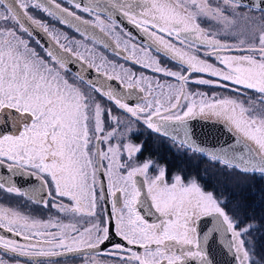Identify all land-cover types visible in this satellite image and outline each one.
<instances>
[{
	"label": "snow or ice",
	"instance_id": "1",
	"mask_svg": "<svg viewBox=\"0 0 264 264\" xmlns=\"http://www.w3.org/2000/svg\"><path fill=\"white\" fill-rule=\"evenodd\" d=\"M37 13L84 39H69ZM125 21L145 43H130ZM109 39L116 56L177 83L157 79L153 87L151 78L98 55L95 46L110 47ZM159 56L178 70L162 67ZM190 82L236 96L189 92ZM104 115L114 127L101 135ZM195 119L224 124L235 142L207 146L216 131L195 128ZM140 126L180 154L264 180V0H0V194L57 213L41 220L0 207V229L24 241L0 235V249L35 264H264L253 235L264 221L237 215L239 205L228 211L195 176L166 182V165L138 160L145 144L132 137Z\"/></svg>",
	"mask_w": 264,
	"mask_h": 264
},
{
	"label": "rangeland",
	"instance_id": "2",
	"mask_svg": "<svg viewBox=\"0 0 264 264\" xmlns=\"http://www.w3.org/2000/svg\"><path fill=\"white\" fill-rule=\"evenodd\" d=\"M38 18H43L38 16ZM45 19V18H43ZM46 22H49L51 25H54L56 28L61 30L63 33L68 35L69 39H75V40H83L84 38L80 35L66 29L58 26L56 23L52 22L50 19H46ZM206 26V25H204ZM25 39H28V37L25 35ZM88 43V46L91 48L92 45L90 42ZM30 45L33 48H36L38 52L43 55L42 50L35 44V40L32 39L30 41ZM96 52L98 55H101L98 53L97 46H95ZM233 54H239V53H233ZM103 56L107 57L109 60L112 59L108 55ZM113 61L123 64L126 68H131L134 72H136V75L139 76L143 74L144 76L150 75V69H137L136 66L141 67L140 65L134 64L131 60L124 61L120 60L118 58L112 59ZM161 66L166 67L165 60H160ZM99 62V61H98ZM171 67H175L174 65H170ZM142 68V67H141ZM178 70V68H177ZM176 71V70H174ZM153 82V87L156 86V80L159 79L162 84H168L173 83L171 80L166 79L164 76L158 77L155 75H150ZM204 78H206L204 76ZM208 78V77H207ZM196 91L195 92H203L205 93V85H195ZM209 87V86H207ZM208 97L212 96H218V97H235L236 93L227 91L226 93L213 91L211 95L207 94ZM197 100H199V97H196ZM101 103L104 107H110L105 100H101ZM188 103V101H187ZM113 109V108H112ZM112 114L115 116L120 117L121 120H125L126 117L121 114L120 111L117 109H113ZM104 120V132L101 133V135L107 134L108 131H110L114 125L112 124L110 118L107 115H104L102 117ZM147 130L145 127L140 126L139 132ZM132 140L134 143H144L145 144V150H143V153L138 157V160L142 162L148 157H151L155 161H157L161 165H166L167 167V173L165 180L168 183L172 182V177L175 174H181L185 181H187L188 177L195 176L199 183L202 185L205 191H212L219 199H223L227 201V210L232 211L236 208V199H235V192L236 189L251 185L253 182V178L255 180H259L256 176L251 175H245L242 176L236 171H229L226 172L225 169L222 166L216 165L214 163L209 162V160L199 154H191L183 155L176 151L175 147L172 146L171 141L163 138H139V137H132ZM93 143L95 144V140H93ZM109 143L116 144L117 140L113 139L110 142H101L99 146L102 149H107L109 147ZM125 159L124 156L121 157V160ZM156 174L155 169L149 170V177H152ZM143 177V176H142ZM144 178V177H143ZM145 181V178H144ZM146 186V183H145ZM147 187V186H146ZM66 202V201H65ZM123 202V201H122ZM122 206V203H121ZM0 207H11L13 209H18L21 213L25 215H29L31 217H35L37 219L41 220H48L50 217H56L57 213L55 209L51 208H44L41 205H35L28 201L25 198L17 197V196H9L6 194H0ZM238 215V214H237ZM59 218L64 219L63 214L59 215ZM64 222H67L65 219ZM55 231V229H52ZM255 237H257L256 233H253ZM22 243V242H21ZM257 250V258L264 256L261 253V249L259 248V245L257 243L256 245ZM0 259H4L7 264H15V260L19 259L20 264H35V262L30 260H23L20 258H14L8 254H5L0 251ZM44 264H47V262H44ZM55 264H82L81 259L76 260H60L58 262H55Z\"/></svg>",
	"mask_w": 264,
	"mask_h": 264
},
{
	"label": "flooded vegetation",
	"instance_id": "3",
	"mask_svg": "<svg viewBox=\"0 0 264 264\" xmlns=\"http://www.w3.org/2000/svg\"><path fill=\"white\" fill-rule=\"evenodd\" d=\"M37 15V17L38 16H40V17H43V18H45L44 20L46 21V19H50V20H52V22H54V23H56L58 26H60V27H62V28H66V29H68V30H70V31H72V32H74V33H76L75 32V30L74 29H71V28H68L67 26H65V25H60L57 21H55L54 19H52V18H50V17H47L46 16V14H43V13H37L36 14ZM86 15V14H85ZM124 27H125V29H126V31H128V32H130V33H132V36H133V39L130 41V43H136L138 46L140 45V44H142V43H145L146 41H144L143 39H142V33H140L135 27H133L131 24H128L126 21L124 22ZM76 34H78L79 35V33H76ZM124 39H127V37H121V40H124ZM108 43H109V45H111L110 47H111V49H109L108 47L107 48H105V47H103V46H101V45H96L97 46V50L99 51L98 53H100L101 55H108V56H110L112 59H116V58H118V59H120V60H123V62L125 61L124 60V58H123V55H121V56H116L115 55V52L113 51V48H114V44H115V42H114V40L113 39H109L108 40ZM123 46V45H122ZM129 54H130V52H129ZM112 59H110V60H112ZM157 59H159V60H165V63H166V67H168V68H170V65H174L172 62H169L166 58H164V57H162V56H159V57H157ZM113 61V60H112ZM175 66V65H174ZM165 67V66H164ZM135 68H137V69H144V68H141V67H139V66H136ZM177 68H178V66H175V67H171V69L174 71V70H177ZM93 71L95 72V69H93ZM150 75H155V76H158V77H162L163 75L162 74H160V73H153L152 71H150ZM150 75H148V77H151ZM206 78H207V76H205ZM166 79H168V80H171V82H174L175 84L177 83L176 82V80L174 79V78H172V77H165ZM209 78V77H208ZM212 79H215V78H212ZM171 84H173V83H171ZM187 90L189 91V92H195L196 91V87H195V84H192L191 82L189 83V85H188V88H187ZM205 93L206 94H209V95H211V93L213 92V91H218V92H223V93H226L227 91H231L230 89H225V88H220V87H211V86H209V87H207V86H205ZM232 92V91H231ZM137 95H141L140 93H139V90L137 89L136 90V92H135V94H134V97H133V100L135 101V96H137ZM107 103V102H106ZM181 103L182 104H186L187 103V101H181ZM110 107H112L113 109H114V107L110 104V103H107ZM195 120H202V119H195ZM203 121H205V120H203ZM224 125V124H223ZM135 137H139V138H161V137H159V136H157L156 134H153V133H150V131L149 130H144V131H141V132H139L138 133V135H136ZM95 143H96V141H95ZM100 147V146H99ZM100 149L101 150H103V151H106L107 149H102L101 147H100ZM144 150H145V148H144ZM107 163H108V161L107 160H105L104 161V165L105 166H107ZM142 177V176H141ZM103 179H104V183H105V190H106V192H107V177L105 176V177H103ZM142 179H143V181H144V178L142 177ZM20 183L21 182H23V183H25L23 180H21V181H19ZM145 183V182H144ZM117 196H120V194L119 193H117ZM25 199H27V198H25ZM111 200H112V198L109 196L108 197V201H109V208H110V211H111ZM32 203V202H31ZM121 203H122V197H121ZM34 204V203H33ZM35 205H37V204H35ZM42 206V205H41ZM114 238H116L117 239V237L116 236H114ZM119 238V237H118ZM136 251H139V252H142L143 250L142 249H139V250H136Z\"/></svg>",
	"mask_w": 264,
	"mask_h": 264
},
{
	"label": "trees",
	"instance_id": "4",
	"mask_svg": "<svg viewBox=\"0 0 264 264\" xmlns=\"http://www.w3.org/2000/svg\"><path fill=\"white\" fill-rule=\"evenodd\" d=\"M241 175L245 176L244 174ZM235 199L237 201L236 207L237 205L240 206L237 212L238 215L242 218L245 215L250 216L258 223L264 221V180L253 178L251 185L236 189ZM255 233L258 237L259 248L262 250L261 253L264 255V236L261 235V233H264V225L261 226L259 232Z\"/></svg>",
	"mask_w": 264,
	"mask_h": 264
},
{
	"label": "water",
	"instance_id": "5",
	"mask_svg": "<svg viewBox=\"0 0 264 264\" xmlns=\"http://www.w3.org/2000/svg\"><path fill=\"white\" fill-rule=\"evenodd\" d=\"M39 36H40V39H41L42 41H44L45 43H47V44H51V43H52V41L49 40L46 36H43L42 34H39ZM34 39H35V38H34ZM108 48L111 49V47H108ZM92 73H93V75H94L95 72L92 70ZM94 78H95V77H94ZM112 83L116 84V83H118V82L113 81ZM121 87H122V86H121ZM191 124H192L195 128H197V129H202V128H205V127H212V128H214V130L216 131V136H215L212 140H205V141H204V143H205L207 146H213V145L223 144V143H226V142H227V143H234V142H235V141H234V136H233V134H232V133H229V132L227 131L226 126L223 125V124H212L211 122L203 121V120H192V121H191ZM136 180H137V181H138V182L144 187V189H145V191H146L145 183H144L142 177H141V176H137V177H136ZM21 184H24V183L21 182ZM105 191H106V190H105ZM105 207L107 208L108 211H110V208H109V201H108V203L105 205ZM155 219H156V217H154V216H153V217H149V221H150V222L154 221ZM0 235L6 236V237H10L11 239H17V240H19V241L22 242V243L24 242V241L22 240V238L15 237V236H13L12 234L7 233L6 230H2V229H0ZM113 240H114V241H117V242H122V241H120V238L117 237V239H116V238H114V236H113ZM101 247L103 248L104 246H101ZM130 247H133V246H130ZM134 250H139V248H134ZM0 251L4 253L3 249H0ZM7 254L13 257V254H12L11 252H8ZM18 258L23 259V260H28V259L25 258V257H18ZM218 259L227 260V261H229V262L231 261V257H230V255H229V256H224L222 253H219V254H218ZM33 262H34V261H33Z\"/></svg>",
	"mask_w": 264,
	"mask_h": 264
}]
</instances>
